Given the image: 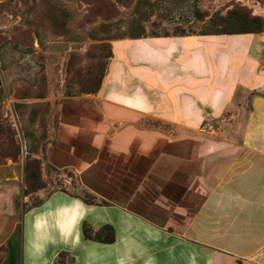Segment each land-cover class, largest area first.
Segmentation results:
<instances>
[{"label":"crops","instance_id":"0c3cea01","mask_svg":"<svg viewBox=\"0 0 264 264\" xmlns=\"http://www.w3.org/2000/svg\"><path fill=\"white\" fill-rule=\"evenodd\" d=\"M111 52L96 92L57 96L43 150L94 203L43 188L18 216L0 188V264L60 251L70 264H264V31L115 38ZM83 222L114 240L84 238Z\"/></svg>","mask_w":264,"mask_h":264},{"label":"rangeland","instance_id":"374dc122","mask_svg":"<svg viewBox=\"0 0 264 264\" xmlns=\"http://www.w3.org/2000/svg\"><path fill=\"white\" fill-rule=\"evenodd\" d=\"M232 10L264 19V0H0V188L14 192L16 214L43 188L85 191L72 171L48 168L43 150L55 99L104 68L113 39L233 34H201L239 28L226 20ZM34 158L44 186L29 192L24 166Z\"/></svg>","mask_w":264,"mask_h":264},{"label":"trees","instance_id":"16d2710c","mask_svg":"<svg viewBox=\"0 0 264 264\" xmlns=\"http://www.w3.org/2000/svg\"><path fill=\"white\" fill-rule=\"evenodd\" d=\"M232 13V14H231ZM231 16L228 17L227 21H234V23H239V28H229L224 30V28H220L217 30H213L211 32H201L204 33H255L264 31V19L260 16L246 14L244 12L233 11L231 12ZM229 22V23H230ZM167 35V34H165ZM138 37V36H133ZM112 56L111 48L107 55L108 59ZM107 62L104 68L96 75H86V78L79 84L78 89H73L66 87L64 94L66 95H79L82 93H94L96 92L101 84L102 78L105 73ZM50 167V166H49ZM53 170L57 171L56 168L51 167ZM25 175H26V184L30 189L29 192L34 191L38 188L44 186L43 181L40 178V161L36 158L29 159L26 161L25 166ZM69 171V170H64ZM82 199L87 203H94L93 195H91L88 191H84L82 194ZM42 200H40L37 204H39ZM34 204L32 206H35ZM31 207V206H30ZM82 234L86 239H93L101 242H112L114 240V230L110 224H104L99 229L93 230L86 222L82 224ZM71 259H66V252L60 251L58 253L57 258L54 261V264H70Z\"/></svg>","mask_w":264,"mask_h":264},{"label":"water","instance_id":"95a60500","mask_svg":"<svg viewBox=\"0 0 264 264\" xmlns=\"http://www.w3.org/2000/svg\"><path fill=\"white\" fill-rule=\"evenodd\" d=\"M18 216H20V214H18ZM21 242V238L20 235L17 236V244L20 245ZM16 260L19 262L20 260V254L17 255Z\"/></svg>","mask_w":264,"mask_h":264},{"label":"built area","instance_id":"2783aa9c","mask_svg":"<svg viewBox=\"0 0 264 264\" xmlns=\"http://www.w3.org/2000/svg\"><path fill=\"white\" fill-rule=\"evenodd\" d=\"M206 126H208V124H205Z\"/></svg>","mask_w":264,"mask_h":264}]
</instances>
